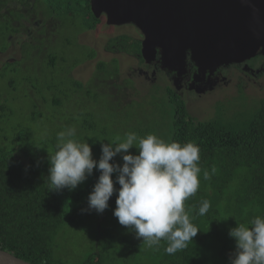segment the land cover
Here are the masks:
<instances>
[{
	"label": "trees",
	"instance_id": "obj_1",
	"mask_svg": "<svg viewBox=\"0 0 264 264\" xmlns=\"http://www.w3.org/2000/svg\"><path fill=\"white\" fill-rule=\"evenodd\" d=\"M90 2L35 0L33 13L40 23L21 26L15 25L14 21L24 16L22 12L17 11L13 15L7 10V17L6 12L1 13L0 10V51L7 49L14 34L25 31L19 48L20 58L10 57L0 66V82L8 79L12 89L11 93L0 95V249L31 264H68L54 258L55 233L66 220L96 213L81 210L88 207L87 197L98 179V171L94 169L93 174L73 191L52 190L47 178L48 158L56 150L58 132L81 116L85 119L77 124L76 131L98 129L91 121L94 111L87 109L89 106L81 108L80 105L94 104L99 91L92 88L94 84L84 87L72 75L80 63L95 55L86 44L78 42L81 33L93 30L100 22L92 12ZM1 3L8 2L0 0ZM25 16H30V10L25 11ZM63 29L66 34H63ZM74 42L80 57L73 53L71 47L61 50L62 46ZM114 43L120 51L135 55L142 66L148 67L139 39L117 36L110 39L109 44ZM108 65L103 60L99 61L96 73L104 74ZM118 72L119 69L101 78L114 79V85ZM18 75L22 82L15 81ZM91 89L96 92L93 94ZM166 92L173 109L168 142L190 141L200 149V187L185 202L186 211L200 231L174 255L165 253L164 241L156 264H229V255L235 249L229 229L240 223L247 224L256 215L264 216V97L243 120H233L237 116L229 118L218 113L205 122H195L181 95L170 87H166ZM75 94H80L83 99L82 104L79 102L74 108L71 102ZM17 101L29 105L31 122L24 118L28 116L25 110L16 108ZM65 103L71 109H66ZM49 104L54 108L55 117L62 112L64 121L55 124L48 120L44 122L41 114ZM114 161L122 164L120 156H116ZM213 167L215 173L212 172ZM204 170L209 172L210 179L203 178ZM114 186L119 187L118 184ZM203 199L209 200L211 207L205 216H199L198 209ZM115 200L114 194L105 211L116 207ZM102 263L99 253H91L81 262Z\"/></svg>",
	"mask_w": 264,
	"mask_h": 264
},
{
	"label": "rangeland",
	"instance_id": "obj_2",
	"mask_svg": "<svg viewBox=\"0 0 264 264\" xmlns=\"http://www.w3.org/2000/svg\"><path fill=\"white\" fill-rule=\"evenodd\" d=\"M27 1L28 5L21 0H7L10 7L8 8L6 5L3 11L8 8L14 15L19 10L25 9L26 12L30 10L31 23L33 24V21H36V16L33 13L35 0ZM5 14L8 17V13ZM17 19H15L16 22L19 21L20 24L22 21L27 22L25 18ZM99 19L100 22L93 30L79 33L78 36V42L91 48L95 54L94 57L83 61L72 71L74 78L80 81L84 87H92L94 84L92 88L99 91L97 94L96 90L91 89V92L93 94L96 92L97 95L94 104L80 105L81 108L89 106L87 109L94 111L95 115L91 121L96 123L98 129L95 131L90 128L79 129L74 137L77 140L85 139L80 141L91 145L94 159L100 158L102 143L113 142L117 137L123 138L126 133L130 132L136 133L140 137L155 134L165 141H169V124L173 109L166 87H170L181 95L195 122H205L218 113L221 115L223 113L229 118L237 116L233 120H243L258 100L264 97V53H258L239 62V66L232 65L219 74L207 76V82L203 84L201 83L203 80L197 82V85L201 83L198 88L194 82L195 88L192 87L193 89L188 90L180 88L182 90L180 92L176 87L178 83H175L176 86L170 83L169 75L180 79L181 74L188 73L189 61L180 73L166 66H155L152 60L159 59L158 62L162 63L157 52L153 58L146 51V60L151 64L150 67L142 66L143 64L137 57L125 54L124 51L118 49L117 44H109V42L114 37L127 35L144 40V32L134 23L109 24L105 15H101ZM63 34H66L64 29ZM10 40L11 43L7 49L0 51V66L10 57L20 58L19 48L23 41L22 33L14 34ZM67 47H71L74 50L73 53L80 57L75 42L62 46L61 50ZM101 60L109 64L104 74L96 73L97 63ZM118 69V79H115L114 85H112L114 79L102 80L101 77L112 75ZM6 75H9L8 71ZM15 81L22 82V77L19 78L18 75ZM10 86L11 81L8 79L1 81L0 91L3 93L0 95L11 93ZM106 93L111 94L107 95ZM80 94L74 95L75 99L71 102L74 104L72 105L74 108L83 99ZM65 105L66 109H71L70 105L66 103ZM16 108L25 110L28 116H24V118L31 122V108L26 102L17 101ZM46 109L41 114L44 122L48 120L55 124L64 121L61 118V111L55 117L51 104L46 106ZM84 119L83 116L78 117L74 123L67 127L77 128V124L82 123ZM55 126L53 125V127ZM101 129L104 131L101 132ZM129 151L133 154L138 152L135 147ZM114 209L111 207L105 211L104 216L94 213L78 217L76 220L64 221L53 238L54 258L68 264H81L91 253H96V255L99 253L103 258L102 264H156L164 241H161V246L158 249L147 247L142 243V238H136L133 230L119 224L118 219L113 215Z\"/></svg>",
	"mask_w": 264,
	"mask_h": 264
},
{
	"label": "clouds",
	"instance_id": "obj_3",
	"mask_svg": "<svg viewBox=\"0 0 264 264\" xmlns=\"http://www.w3.org/2000/svg\"><path fill=\"white\" fill-rule=\"evenodd\" d=\"M76 137L75 127L57 133L56 150L49 159L48 180L52 190H75L93 174H100L87 197V209L102 214L116 196L113 215L120 225L134 231L149 248L161 246L174 255L197 235L199 228L185 209V202L200 187V149L194 142L165 141L155 134L143 137L126 133L123 138L101 144L100 158L94 159L92 147ZM135 147L137 154L129 150ZM119 155L122 164L114 161ZM216 169L213 167L212 172ZM115 173V181L113 174ZM203 178L210 179L203 171ZM118 184L119 187L114 185ZM211 207L200 201L199 216ZM229 229L235 249L229 264H264V216L256 215L247 224Z\"/></svg>",
	"mask_w": 264,
	"mask_h": 264
},
{
	"label": "water",
	"instance_id": "obj_4",
	"mask_svg": "<svg viewBox=\"0 0 264 264\" xmlns=\"http://www.w3.org/2000/svg\"><path fill=\"white\" fill-rule=\"evenodd\" d=\"M109 24L134 23L145 35L141 53L177 72L186 53L199 71L264 53V0H91ZM151 60V58H150ZM182 73V72H181ZM0 264H31L0 249Z\"/></svg>",
	"mask_w": 264,
	"mask_h": 264
},
{
	"label": "flooded vegetation",
	"instance_id": "obj_5",
	"mask_svg": "<svg viewBox=\"0 0 264 264\" xmlns=\"http://www.w3.org/2000/svg\"><path fill=\"white\" fill-rule=\"evenodd\" d=\"M21 1H24L25 3H27L28 1H26V0H21ZM35 4V2L33 3V5ZM6 5H7V7L9 6V3H7V4H3V3H1L0 4V10H2V12L1 13H5L7 10H9V9H6V10H4L3 11V9L4 8H6ZM25 9H23V11H20L19 10V12H22L23 14H24V16H20V17H18V18H27V22L26 21H22V23L21 24H23V25H29V24H32L31 23V17L29 16V17H26L25 16ZM101 15H104V14H101ZM100 15V16H101ZM11 16V15H10ZM99 16V17H100ZM3 17V16H2ZM18 20V19H17ZM15 23V25H17V26H21V24L19 23V21L18 22H16V20L14 21ZM36 23H40V21H33V24H36ZM47 24V23H46ZM48 26V25H47ZM115 26H117V25H115ZM48 27H50V26H48ZM23 32H25V31H22V30H20V31H18V33H23ZM129 36V35H128ZM132 37V36H131ZM132 38H134V37H132ZM136 39H139L140 40V48H141V50H142V40H143V38L142 39H140V38H136ZM157 55H158V58H160L161 56H160V51L159 50H157ZM133 56H135V55H133ZM160 56V57H159ZM136 57V56H135ZM138 59V58H137ZM158 60L159 59H156V60H152V62H154L155 63V66H161V64L158 62ZM189 61V64H190V67H189V70H188V73L187 72H185V73H183V74H181L182 76L180 77V79L178 78V77H174L173 75H169V77H170V83L171 84H173V85H175V83H178V86H176V87H178L179 88V91L181 92L182 90L181 89H186V90H188V89H191L192 87L193 88H195L194 87V82H195V84H196V87L198 88L199 87V85L202 83H205V82H207L206 80H207V76H211L212 74H219L222 70H226V69H228V68H230L232 65H235V66H239L240 64H239V61L238 62H229V63H225V64H221L220 66H218V67H216V69L215 70H213L212 72H210L209 70H206L205 72H204V70L203 71H199V69H198V67L192 62V60H191V58H190V51L188 50L187 51V53H186V63ZM147 62V61H146ZM147 64V66L148 67H150V64L151 63H149V62H147L146 63ZM225 68V69H224ZM247 68H249V67H247ZM253 70V69H252ZM175 72V71H174ZM181 73V72H180ZM173 76V77H172ZM201 80H203L201 83H199L198 85H197V82H199V81H201ZM184 86V87H183ZM209 87H211V86H209ZM181 88V89H180ZM192 88V89H193ZM199 90V89H198Z\"/></svg>",
	"mask_w": 264,
	"mask_h": 264
}]
</instances>
